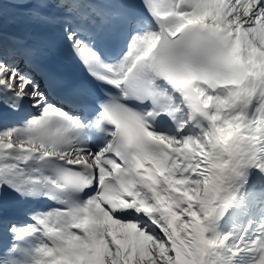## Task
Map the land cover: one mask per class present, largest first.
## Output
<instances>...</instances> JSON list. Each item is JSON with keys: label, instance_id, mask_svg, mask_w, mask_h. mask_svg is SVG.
Returning <instances> with one entry per match:
<instances>
[{"label": "snow or ice", "instance_id": "snow-or-ice-1", "mask_svg": "<svg viewBox=\"0 0 264 264\" xmlns=\"http://www.w3.org/2000/svg\"><path fill=\"white\" fill-rule=\"evenodd\" d=\"M0 110V264H264V0H0Z\"/></svg>", "mask_w": 264, "mask_h": 264}, {"label": "bare ground", "instance_id": "bare-ground-1", "mask_svg": "<svg viewBox=\"0 0 264 264\" xmlns=\"http://www.w3.org/2000/svg\"><path fill=\"white\" fill-rule=\"evenodd\" d=\"M8 15V14H7ZM5 16V15H4ZM6 17V16H5Z\"/></svg>", "mask_w": 264, "mask_h": 264}, {"label": "rangeland", "instance_id": "rangeland-1", "mask_svg": "<svg viewBox=\"0 0 264 264\" xmlns=\"http://www.w3.org/2000/svg\"><path fill=\"white\" fill-rule=\"evenodd\" d=\"M5 4H7V3H5ZM5 4H4V5H5Z\"/></svg>", "mask_w": 264, "mask_h": 264}]
</instances>
